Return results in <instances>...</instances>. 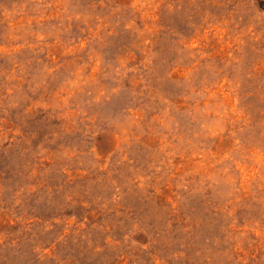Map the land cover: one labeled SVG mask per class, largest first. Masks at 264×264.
Here are the masks:
<instances>
[{
	"label": "rangeland",
	"instance_id": "obj_1",
	"mask_svg": "<svg viewBox=\"0 0 264 264\" xmlns=\"http://www.w3.org/2000/svg\"><path fill=\"white\" fill-rule=\"evenodd\" d=\"M0 264H264V0H0Z\"/></svg>",
	"mask_w": 264,
	"mask_h": 264
}]
</instances>
